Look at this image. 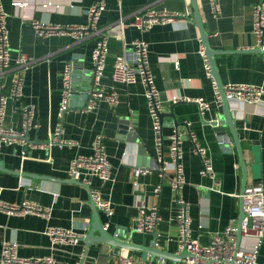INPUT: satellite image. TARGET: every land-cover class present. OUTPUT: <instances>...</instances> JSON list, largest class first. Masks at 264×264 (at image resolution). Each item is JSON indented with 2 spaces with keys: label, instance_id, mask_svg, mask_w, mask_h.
<instances>
[{
  "label": "crops",
  "instance_id": "crops-1",
  "mask_svg": "<svg viewBox=\"0 0 264 264\" xmlns=\"http://www.w3.org/2000/svg\"><path fill=\"white\" fill-rule=\"evenodd\" d=\"M12 1L3 0L9 14L11 56L15 58L18 53H24L38 62L24 74L23 96L9 103L7 122L16 128L21 127L25 105H34L36 115L34 127L27 135L28 145L3 146L0 149V162L4 169L0 171V201L14 205L27 200L49 210L51 218L10 216L0 211V264L4 242L16 243L18 256L24 259L52 256L67 264H80L83 260L84 264H120L122 256L112 255L111 248L106 245H92L84 258L86 246L83 241L53 250L46 235L49 227L87 234L94 214L90 192L82 183L68 179L67 171L77 156L93 154L97 137H102L112 167V181L91 179V189L98 190L105 200L113 203V216L107 219L102 215L103 222L108 223L107 231L134 247L150 251L154 245V249L166 253L169 258L163 259L162 264L176 263L173 259L177 256L173 255L178 254L176 215L179 207L173 201L172 175L163 178L158 170L160 164L143 87L140 83L131 86L114 83L111 78L115 58L123 55L125 44L135 40L146 41L150 47V67L163 101L165 162L170 161L168 137L175 125H178V132L185 135V122L191 123L198 142L209 149L213 160L216 182L200 175L201 159L194 153L190 138L183 137L182 164L186 185L178 197L190 204L193 236L199 239L200 244L208 245L215 235L224 232L231 221L238 225L242 212L238 195L242 194L244 175L246 188L260 183L264 187V103L232 106L238 144L243 152V171L230 129L222 127L224 134H220L208 123L222 116L223 107L215 104L213 85L204 69L200 55L203 43L194 21L191 0H35L36 9L23 12L46 23L85 25L88 9L94 4H105L99 29L108 37L109 56L102 84L118 93L119 104L111 108L100 102L97 109L90 112L85 110L86 94L92 83V53L99 37L89 36L80 42L68 36L39 37L29 22H24L21 15L16 16ZM219 1V17H213L208 0H197V3L210 46L221 52L216 56V63L222 84L263 86L264 55L252 52L257 42L252 32V14L254 5L264 0ZM44 5L49 7L43 9ZM188 8L192 16L183 18L187 23L155 26L145 33L131 26H126L122 32L118 26L120 16L127 25L138 12L155 9L183 14ZM127 58L134 62L133 53L129 52ZM177 59L179 69L173 62ZM68 63L73 65L75 95L63 116V137L77 142L78 146L45 149L42 145L50 141L61 122L62 75ZM172 97L203 99L211 104V110L203 121L195 102L170 103ZM127 119L134 126L133 134L139 143L118 138L121 136L118 132L121 122ZM142 149L144 155L140 153ZM135 167L154 169L140 177L141 186L136 193L132 185ZM24 181L30 186H21ZM158 186L161 192L157 200L154 190ZM141 197L147 203H158L160 222L156 235L134 231ZM247 243L250 245L252 241ZM123 253L138 264L152 259L149 254L138 250H123ZM154 261L161 264L162 259L157 257ZM257 264H264V239Z\"/></svg>",
  "mask_w": 264,
  "mask_h": 264
},
{
  "label": "built area",
  "instance_id": "built-area-1",
  "mask_svg": "<svg viewBox=\"0 0 264 264\" xmlns=\"http://www.w3.org/2000/svg\"><path fill=\"white\" fill-rule=\"evenodd\" d=\"M213 17L221 14L219 0H208ZM12 6L16 16L22 17L26 23H30L36 34L42 38L55 36H68L75 42H80L89 36H98L95 48L92 53V83L91 89L87 91V111H95L100 102L107 103L111 108L119 104V95L113 88H107L102 84L107 68L109 56L108 37L99 29V20L105 10L104 3L92 5L87 11V23L85 25H59L36 20L31 15L23 13L29 9H36L35 0H13ZM49 5L42 6L47 9ZM188 8L185 13L171 12L168 10L149 9L133 15L132 21L125 24L120 16L118 26L123 32L126 26L135 27L141 32H148L155 26L175 25L178 22L187 23L183 18H190L192 15ZM9 14L5 10L3 0H0V149L3 146L28 145L27 135L34 127L33 121L36 115L34 105H25L22 109V125L19 128L7 122V110L11 101H16L23 96L24 74L38 61L24 53H18L15 58L11 56V45L8 29ZM189 22V21H188ZM252 32L256 37V47L264 54V2L259 1L254 5L252 14ZM134 54V62L127 58V54ZM200 55L204 62V69L208 79L212 82L215 92V104L223 106V98L212 75L211 65L207 58L204 47L200 49ZM175 68L179 69V60H173ZM73 65H65L62 82V100L59 109V122L48 143L42 145L45 149L52 146L63 148H74L78 143L65 139L62 120L65 112L69 109L75 92L72 83ZM114 83L125 86L140 83L144 90L148 113L152 122L155 149L161 177L172 175V190L175 194L174 203L179 207L176 222L178 228L177 245L178 254L183 251L189 253V257L175 264H257L258 255L264 239V187L257 184L245 189L244 193L238 195L242 203L245 216L240 224L236 225L231 221L222 233L214 236L208 245H202L197 237L193 236L192 218L190 215V204L178 197V193L186 185L183 159V137H188L194 145V153L200 157L202 168L200 175L208 177L216 182V173L213 160L207 147H203L197 140L195 133L191 130V123L185 122L186 133L182 135L178 129L168 137V153L170 161L165 162V137L163 134V101L157 88L155 77L150 67V47L146 41L135 40L124 45V53L117 56L113 63L111 75ZM8 88V92L5 89ZM224 94L231 106L259 105L264 103V85L250 84H228L223 87ZM170 103L195 102L199 107L200 116H204L211 110V104L203 99L190 100L185 97H172ZM215 120L208 121L211 124ZM131 128L134 126L131 125ZM25 157V154L23 155ZM22 157V158H24ZM111 163L108 158L105 144L102 137H97L94 145V152L91 156H77L74 158L67 171L68 179L91 187V179L97 178L103 182L112 181ZM152 168L135 167L132 174L133 192L140 189V177L152 172ZM21 186H30L27 181ZM221 193L220 190H217ZM161 187L154 190V197L158 200ZM90 198L96 204L98 210L110 218L114 214L113 203L105 200L98 190L90 192ZM0 211L10 216L24 217L34 215L50 220L51 212L45 208L34 205L30 201L23 200L20 204H6L0 201ZM160 222L158 203H147L142 197L138 200V216L135 221L134 231L137 234H150L156 231ZM108 223L105 224L107 230ZM240 231L241 240L238 242L237 234ZM46 235L50 240L51 249L58 246L78 245L85 234L70 229L49 227ZM248 240L252 244H248ZM18 245L14 242H4L1 252V264H67L56 260L52 256L24 259L18 256ZM120 264H138L131 257H120ZM164 262L162 259L161 264ZM144 264H160L150 259Z\"/></svg>",
  "mask_w": 264,
  "mask_h": 264
},
{
  "label": "water",
  "instance_id": "water-1",
  "mask_svg": "<svg viewBox=\"0 0 264 264\" xmlns=\"http://www.w3.org/2000/svg\"><path fill=\"white\" fill-rule=\"evenodd\" d=\"M191 4H192V8H193V12H194V21L199 29V33H200V37L203 43V47L204 50L206 52L207 58L209 60V63L211 65V69H212V75L213 78L217 84V87L219 89V92L222 95L223 98V114L222 116H219L218 120H215L211 123V125L214 128H217V132L220 134H224L222 127H228L234 137V140L236 142L237 145V149H238V153H239V157H240V161H241V165L243 168V171L245 170V165H244V160H243V152L241 151L239 144H238V138H237V134L235 131V127H234V119H233V113H232V106L230 105V103L227 101L225 94H224V85L221 82L220 76H219V71H218V66L216 63V56L219 55L221 52H218L214 49H212V47L210 46L209 40H208V34L206 33L204 26H203V20L200 14V10L198 7V3L197 0H191ZM252 52H257L259 54H262V52L259 49L256 50H252ZM223 53V52H222ZM264 55V54H262ZM91 89V85L89 86V88L87 89V91H89ZM173 119H176L175 115H172ZM162 121H163V115H162ZM176 129H178V125H175ZM119 134L121 136H125V137H121L119 136L118 138L121 140H127V142H133V143H139L137 137L133 134V130L131 128V122L127 119L121 122V126L119 129ZM28 141V137L26 138ZM141 155L143 154V149L142 152H140ZM140 162V160H139ZM143 162V160H142ZM0 171H4L3 166L0 162ZM244 180H245V175H244ZM243 180V189H242V194L244 193L245 189H246V184L245 181ZM76 182V181H74ZM87 187V186H86ZM88 191L91 192V187H87ZM92 201V199H91ZM92 208L94 211L93 214V219L91 224L88 227V232L87 234H85V237L83 238V242L85 243L86 249L84 251V258L87 256L88 253V249L92 246V245H106L109 248H111V254L114 256H122V257H127L124 253L123 250H138L141 252H144L146 254H149L151 256L152 259L154 258H161V259H169L163 252L157 251L156 249H154V245L149 249L150 251H148V249H142L140 247H134L131 243H127V242H122L120 239L117 238V236L111 235L106 229H105V224L106 222H103L102 220V213L98 210L96 204L92 201ZM241 207H242V203H241ZM105 217V215H103ZM245 213L244 210L242 208V212L240 215V219L238 221V224H240L241 220L244 218ZM106 218V217H105ZM108 219V218H107ZM154 235H156V231L153 232ZM237 238H238V242H240L241 240V233L240 231L237 234ZM172 256V255H171ZM173 256H177L176 259H173V261L175 260L176 262H181L183 261L185 258L189 257V253H187L186 251H183L181 254H176ZM80 264H84V260L80 263Z\"/></svg>",
  "mask_w": 264,
  "mask_h": 264
}]
</instances>
